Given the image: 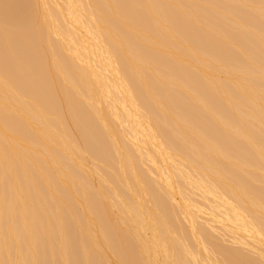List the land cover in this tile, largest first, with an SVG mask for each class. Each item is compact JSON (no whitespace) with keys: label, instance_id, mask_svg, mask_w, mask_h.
<instances>
[{"label":"bare ground","instance_id":"1","mask_svg":"<svg viewBox=\"0 0 264 264\" xmlns=\"http://www.w3.org/2000/svg\"><path fill=\"white\" fill-rule=\"evenodd\" d=\"M0 264H264V0H0Z\"/></svg>","mask_w":264,"mask_h":264}]
</instances>
